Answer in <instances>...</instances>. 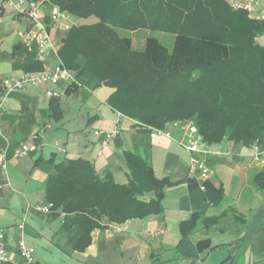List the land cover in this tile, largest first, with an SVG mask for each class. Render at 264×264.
I'll return each instance as SVG.
<instances>
[{
	"label": "trees",
	"instance_id": "16d2710c",
	"mask_svg": "<svg viewBox=\"0 0 264 264\" xmlns=\"http://www.w3.org/2000/svg\"><path fill=\"white\" fill-rule=\"evenodd\" d=\"M54 6L75 19H97L66 31L59 57L77 78L111 89L108 106L133 127L196 118L210 145L229 140L264 147V42L257 40L264 21L226 0H45L48 11ZM44 21L50 29V16ZM140 30L171 35V47L149 36L144 49H135L132 35ZM26 59L25 71L42 69L30 55ZM77 88L71 85L66 93ZM51 109L56 119L62 116L59 98H51ZM126 159L127 184L116 183L110 173L100 176L84 158L46 161V198L75 233L73 250L90 246L93 231L107 226L105 221L122 224L163 212L166 191L178 182L157 178L132 152ZM253 183L264 191V170L253 175ZM205 190L210 197L222 192L207 183Z\"/></svg>",
	"mask_w": 264,
	"mask_h": 264
},
{
	"label": "crops",
	"instance_id": "0c3cea01",
	"mask_svg": "<svg viewBox=\"0 0 264 264\" xmlns=\"http://www.w3.org/2000/svg\"><path fill=\"white\" fill-rule=\"evenodd\" d=\"M33 3L25 0L22 8ZM7 12L22 26L9 40L8 50H1L8 46L6 38L0 41V62H10L12 69L9 76L0 80V101L4 79L24 72L43 74L57 63L53 51L44 62L39 61L37 45L25 44L22 38L32 29V24L0 0V24ZM50 12L45 7L41 18L45 20ZM70 17L72 23L75 18ZM66 31L50 28L58 50ZM18 45L21 48L15 50ZM14 50L17 56L13 55ZM28 55L42 65L41 70H24ZM67 88L63 82L28 87L4 101L2 132L11 143V151L7 171L0 169V230L10 256L18 255L17 244L24 240L36 249L37 262H40L41 251L44 255H59L61 259L70 257L80 264H238L241 258L244 264H264V191L253 183V175L264 170V153L257 157L251 146L229 140L210 145L211 151L219 148L226 151L229 143L233 147L231 155L206 153L200 156L212 172L207 185L222 189L221 193H212L210 197L199 180L190 175L191 154L174 140L152 139L147 129L135 128L131 120L120 117L107 104L111 89H107L104 96L99 95L100 102L111 111L100 109L92 116L88 136L83 137L80 130H75L77 134L69 131L68 135L62 131L50 133L55 128L51 120L56 118L51 101L43 97H47L46 90L65 94ZM116 127L120 129L119 135L102 146L94 132ZM34 135L39 137L32 140ZM57 139L64 143L62 147L66 152L61 148L57 150L54 144L58 143ZM26 143L35 145L36 151L23 159H15L12 151ZM4 146V140L0 139V151ZM55 151L71 159L90 161L100 176L110 173L118 184L129 181L126 153L132 152L152 167L157 178H169L178 183L166 191L162 213L122 224L105 221L107 226L94 230L90 246L79 252L73 250L76 235L64 227V214L57 216L36 210L49 205L46 189L51 165L46 161L54 157L56 161L61 160ZM254 212L257 214L251 221ZM20 225L24 227L20 229Z\"/></svg>",
	"mask_w": 264,
	"mask_h": 264
},
{
	"label": "built area",
	"instance_id": "2783aa9c",
	"mask_svg": "<svg viewBox=\"0 0 264 264\" xmlns=\"http://www.w3.org/2000/svg\"><path fill=\"white\" fill-rule=\"evenodd\" d=\"M7 6L25 16L32 24V29L22 35L23 42L31 45L36 44L38 48V59L44 62L50 52H54L57 57V63L47 72L43 74L34 75L29 72H24L18 77L4 79L1 83L2 101H0V139L4 140L5 146L0 151V169L7 171L9 163V155L11 151V143L2 132V121L4 116V101L11 94L22 92L28 87H44L47 84H56L63 82L66 87L71 85L81 86V83L76 78V75L64 66L60 57L59 50L54 40L48 25L41 18V14L45 9V0L34 2L28 8L23 9L22 4L25 0L15 3L14 0H3ZM231 8L237 11H244L248 14L250 19L257 21H264V0H226ZM50 28H64L69 31L73 25L70 24L69 14L62 12L57 6H54L50 12ZM259 42L264 40V35L258 37ZM45 95L48 98H61L62 93L55 90H46ZM122 117V114H119ZM150 132L152 139L165 138L178 142L191 154L190 175L196 177L201 183V188L205 190V184L208 183L211 176V170L206 165L205 161L200 158L201 154L214 153L217 155H231L232 145L229 143L227 150L222 148L216 151H211L210 144L206 143L198 129V126L192 119L186 121H174L167 123L164 127L142 126ZM120 133V129L116 127L113 130H96L94 134L101 140L102 146H106L114 140ZM179 135V136H177ZM39 136L34 135L32 140H36ZM259 144L251 146L255 156H260L264 153ZM66 152L64 149H60ZM36 151V146L33 144H22L19 148L12 151L15 159H23ZM52 204L46 207H37L36 210L44 213L52 212ZM24 226L20 225V229ZM4 233L0 230V264H33L37 262L36 249L20 240L17 244L18 255L16 257L10 256L8 253Z\"/></svg>",
	"mask_w": 264,
	"mask_h": 264
},
{
	"label": "rangeland",
	"instance_id": "374dc122",
	"mask_svg": "<svg viewBox=\"0 0 264 264\" xmlns=\"http://www.w3.org/2000/svg\"><path fill=\"white\" fill-rule=\"evenodd\" d=\"M71 18V17H70ZM2 23L0 24V41L1 39L6 38V44L8 45L9 40L13 39L14 35L21 30L22 23L19 22L18 19L13 18V14L11 12H7L2 17ZM71 25H82V24H94L97 22V19L95 17H90L87 19H72ZM149 36H154L160 39L163 43H165L167 46L171 47L173 42V37L169 34L160 33V32H150L145 30H140L139 33H134L132 35L133 37V46L137 50L144 49L146 38ZM8 47H2L1 50L7 49ZM11 65L10 62L4 61L0 62V80L9 76L11 74L10 69ZM10 69V70H9ZM72 71V70H71ZM77 78V73L72 71ZM80 83H82L83 86L77 88V90L72 91L70 93H62L63 96L60 99V105L61 109L63 110V114L58 119L51 120L52 124L55 128L51 129L49 132H57L62 131L65 133V135L69 134L70 132H74L73 134H77L75 130H80L81 135L84 137L85 135L88 136L87 132L88 127L91 126V118L94 114H97L98 111L101 110H107L111 111L110 108L105 106L104 103L100 102V96H104L105 91H107V87H99L96 88L93 84H88L87 82H84L79 77L77 78ZM47 102L51 101V98L43 97ZM195 124L197 125L196 118L192 119ZM91 122V123H89ZM127 121L124 120V123ZM93 124V123H92ZM198 126V125H197ZM94 130L92 129V132ZM91 132V133H92ZM73 136H71L72 138ZM73 140V139H72ZM56 145L57 150L58 149H64L62 145L64 144L60 139H57ZM51 145L50 143H47ZM53 144V143H52ZM60 144V145H59ZM52 146V145H51ZM55 147V146H54ZM57 152V151H55ZM60 159H64L66 157H69L66 154H62L57 152ZM257 212L253 213V217L251 218V221L255 218ZM253 238V237H252ZM41 255H38L39 260L42 264H80L76 260L67 257L64 259L59 258V255H44L41 251H39ZM238 264H244V258H241L240 263Z\"/></svg>",
	"mask_w": 264,
	"mask_h": 264
}]
</instances>
